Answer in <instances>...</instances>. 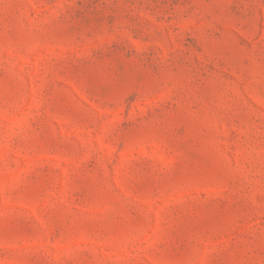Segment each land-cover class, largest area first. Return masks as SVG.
<instances>
[{
  "label": "rangeland",
  "instance_id": "obj_1",
  "mask_svg": "<svg viewBox=\"0 0 264 264\" xmlns=\"http://www.w3.org/2000/svg\"><path fill=\"white\" fill-rule=\"evenodd\" d=\"M0 264H264V0H0Z\"/></svg>",
  "mask_w": 264,
  "mask_h": 264
}]
</instances>
